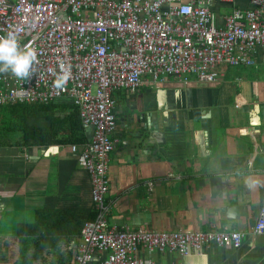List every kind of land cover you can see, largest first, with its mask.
Returning a JSON list of instances; mask_svg holds the SVG:
<instances>
[{"label":"crops","instance_id":"crops-1","mask_svg":"<svg viewBox=\"0 0 264 264\" xmlns=\"http://www.w3.org/2000/svg\"><path fill=\"white\" fill-rule=\"evenodd\" d=\"M250 1L205 0L219 26L231 11L250 9ZM252 61L248 68L218 69L213 84L192 76L154 83L143 77L136 92L112 95L116 131L108 158L107 226L244 234L236 249L210 244L181 255L140 248L141 259L156 264H264V235L250 233L264 204V48H256ZM50 103L73 106L67 99ZM149 114L156 118L151 125L156 123L162 133L153 139L143 130ZM30 120L32 128L48 124ZM80 133L87 141L93 130L80 126ZM70 145L76 144H49L45 155L30 159L42 147L0 141V264H11L23 251L16 230L33 224L35 212H96L89 174ZM229 207L236 208L235 217ZM78 242L79 234L63 241L44 264H75ZM27 252L30 257L33 246ZM105 256L96 252L93 263Z\"/></svg>","mask_w":264,"mask_h":264},{"label":"built area","instance_id":"built-area-1","mask_svg":"<svg viewBox=\"0 0 264 264\" xmlns=\"http://www.w3.org/2000/svg\"><path fill=\"white\" fill-rule=\"evenodd\" d=\"M250 3L248 10L231 11L219 26L205 0H0V35L15 32L21 47L37 55L28 80L0 74V107L67 99L81 128L93 130L89 140L70 145L72 153L79 151L89 174L97 212L80 228L75 264H156L141 259L140 248L187 255L210 244L240 246L242 232L108 227L105 200L108 158L115 148L112 95L136 92L143 77L154 83L192 76L213 84L218 69L253 66L256 48H264V0ZM61 65L70 70V77L56 87ZM250 233L264 235V204ZM96 252L106 254L99 263L92 260Z\"/></svg>","mask_w":264,"mask_h":264},{"label":"trees","instance_id":"trees-1","mask_svg":"<svg viewBox=\"0 0 264 264\" xmlns=\"http://www.w3.org/2000/svg\"><path fill=\"white\" fill-rule=\"evenodd\" d=\"M30 119L44 120L48 123L47 127H28L27 121ZM11 136H15V141ZM60 136L65 137L59 140ZM0 141L8 145L47 148L49 144L56 143L80 144L84 138L73 106L14 104L0 107ZM95 217L96 212L92 209L35 212L33 224L17 227V243L23 245L24 249L18 252V258L11 264H31L37 260L44 264L47 255L55 254L63 241L78 236L83 223L93 221ZM31 246L34 252L27 257V248Z\"/></svg>","mask_w":264,"mask_h":264},{"label":"clouds","instance_id":"clouds-1","mask_svg":"<svg viewBox=\"0 0 264 264\" xmlns=\"http://www.w3.org/2000/svg\"><path fill=\"white\" fill-rule=\"evenodd\" d=\"M37 55L34 49L22 48L15 32L0 35V74L8 73L13 77L26 81L33 74ZM70 77V70L61 65V73L57 75L55 86H63Z\"/></svg>","mask_w":264,"mask_h":264},{"label":"water","instance_id":"water-1","mask_svg":"<svg viewBox=\"0 0 264 264\" xmlns=\"http://www.w3.org/2000/svg\"><path fill=\"white\" fill-rule=\"evenodd\" d=\"M147 119V122L145 123V126L143 128V130H146L148 132H150V136L151 138H156L158 135H162V133H158V126L156 125V123H153L151 125V122H153V120H156V118H154L153 114H149L145 116ZM50 148H39L35 154V156H33L30 159H34V158H38L40 155H45ZM228 212L231 213V217H235V213H236V208L235 207H229Z\"/></svg>","mask_w":264,"mask_h":264},{"label":"rangeland","instance_id":"rangeland-1","mask_svg":"<svg viewBox=\"0 0 264 264\" xmlns=\"http://www.w3.org/2000/svg\"><path fill=\"white\" fill-rule=\"evenodd\" d=\"M27 124H28V126H30V127H31V120H30V121H28V122H27ZM11 139L15 141V139H16V138H15V136H11Z\"/></svg>","mask_w":264,"mask_h":264}]
</instances>
